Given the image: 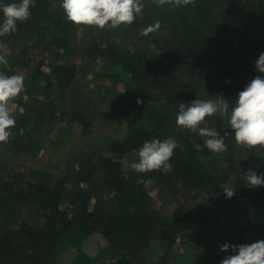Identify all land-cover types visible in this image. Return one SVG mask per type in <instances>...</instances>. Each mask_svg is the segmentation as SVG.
Instances as JSON below:
<instances>
[{
    "label": "trees",
    "instance_id": "1",
    "mask_svg": "<svg viewBox=\"0 0 264 264\" xmlns=\"http://www.w3.org/2000/svg\"><path fill=\"white\" fill-rule=\"evenodd\" d=\"M141 2L142 13L122 41L105 29L95 34L89 27L68 21L61 0H35L29 19L18 21L15 32L0 37L13 51L6 55L8 64L0 65V73L26 65L24 56L33 48L40 57L36 69L47 65L50 70L37 80L45 83L41 90L45 103L32 101L23 112H12L16 124L10 129V139L0 142V156L33 148L35 134L58 118L69 116L84 129L92 125L89 116L68 107L64 100L78 71L89 61H101L100 77L124 82L116 120L126 129L124 139L112 140L104 151L80 154L79 166L69 164L59 176L33 169L30 179L23 182L19 172L6 176L2 173L5 168L0 167V264H57L70 247L79 250L74 263L154 264L145 258V247L160 230L167 247L155 264H171L167 255L177 234L186 237L195 231L197 217L184 205L171 217H153L144 185L129 177L120 161L125 155L138 154L146 140L166 139L164 134L178 144L170 161L173 167L166 173L153 170L152 176L166 185L183 184L190 190L204 188L214 194L235 189L233 203L252 213L256 235L264 239V186L249 189L244 184L248 168L257 174L264 172V146L238 144L239 163L230 152L220 154L223 158L214 163L213 152L196 143L190 129L176 124L181 103L174 88V73L187 61L195 73L210 80L215 99L220 94L235 104L238 93L261 75L254 62L264 52V0ZM157 23L159 27L147 36L140 35L143 28ZM78 32H82L80 41ZM130 39L146 44L148 50L135 53L137 47H129ZM222 128L225 144L231 146L234 132L227 121ZM221 161H227L228 167L221 169ZM96 232L108 242L102 255L92 258L82 243Z\"/></svg>",
    "mask_w": 264,
    "mask_h": 264
},
{
    "label": "rangeland",
    "instance_id": "2",
    "mask_svg": "<svg viewBox=\"0 0 264 264\" xmlns=\"http://www.w3.org/2000/svg\"><path fill=\"white\" fill-rule=\"evenodd\" d=\"M131 26V24H121L117 27L105 26L103 29L106 34L109 33L118 41H122L125 32L131 34ZM84 27H89L95 34H99L103 30L96 26L82 25V28ZM80 33L82 34V32ZM80 33L78 32L79 41ZM128 44L131 49L137 47L134 52L139 54L144 48H147L146 44L136 43L132 39L128 41ZM152 47L150 48L152 49ZM36 50L35 48L28 49V54L24 56L27 61L26 65H15L4 73L6 75L22 74L25 78L22 91L9 101V108L12 112H23L25 105H29L32 101L45 103L41 93L45 83L37 82V80L44 72L49 73L50 70L47 65H44L40 71L36 69L40 62ZM19 51V49L16 50L17 53H20ZM11 54H13L12 48L8 46L5 55ZM77 62L82 63V59L78 58ZM100 65L101 61L99 63L89 61L85 67L81 68L64 98L68 107L78 109L89 116L93 121L92 125L84 129L81 123L72 122L69 116L52 121L44 126V130L41 129L38 134H35L38 146L36 141H32L33 148L26 149L20 154L14 153L16 150H12L11 156H0V167L5 168L3 174L9 176L11 173L13 176V172H19L21 176L18 177L23 182L30 179L29 171L33 169H44L59 176L60 171H65L69 164L74 163L79 166L80 154L91 155L96 150L104 151L107 143L125 138L126 129L119 126L116 120L120 115L117 110V104H119L117 99L119 93L125 88L124 82L100 77L98 70ZM174 77L176 80L174 88L179 91L180 103H188L195 99H215L210 92V80L195 73L187 61L181 63V67L175 71ZM225 121V117L217 114L206 117V121L201 126L216 128L222 134V125ZM167 135L164 134L163 137L169 138ZM192 137L196 143L204 145V138L197 133L193 132ZM237 150H239L238 143L234 139L231 146H227L225 151L213 152L214 163L216 160L222 159V155H225L226 152H230L234 157L233 160L239 163ZM137 160L138 154L132 153L123 156L120 161L127 175L133 176L132 179L140 186L144 185L150 200L149 212L153 217L158 219L171 217L174 210L180 205H184L197 217L195 231L186 237L177 234L172 249L167 255L171 264H220V261L229 254L220 251V245L223 242L245 244L259 240L254 230L255 218L252 213L236 207L232 199L227 198L224 192L214 194L204 188L190 190L183 184L166 185L163 180L152 176L153 171L139 173L132 169L131 164ZM228 165L227 161L220 162L221 169ZM46 176L47 174H45ZM248 188L250 189L249 186ZM63 206L67 207L68 205L64 202ZM160 232L161 230L154 233L151 243L145 247V258L150 263H157L165 254L166 240L159 235ZM107 242L106 238L96 232L83 241L82 249L87 255L95 258L102 255V249ZM78 254L77 248H67L60 255L57 264H87L85 260H78L74 263Z\"/></svg>",
    "mask_w": 264,
    "mask_h": 264
},
{
    "label": "clouds",
    "instance_id": "3",
    "mask_svg": "<svg viewBox=\"0 0 264 264\" xmlns=\"http://www.w3.org/2000/svg\"><path fill=\"white\" fill-rule=\"evenodd\" d=\"M35 0H13L5 3L0 0V37L17 30V23L26 21L31 16V7ZM66 19L76 25L96 26L98 28L117 27L131 24L142 13L141 0H61ZM159 27V24L147 26L140 35L147 36ZM6 43L0 40V65H7ZM256 75L236 96L235 104L218 94L216 99H195L181 103L176 116V124L190 129L203 139V144L214 153L226 150L224 135L216 128L201 126L206 117L220 115L226 118L228 128L234 132L238 144L255 147L264 146V52L254 62ZM22 74L6 75L0 73V142H7L15 127L16 119L9 108V101L24 88ZM225 83H230L226 80ZM137 103H142L138 100ZM177 141L169 137L164 140H146L138 150V160L131 164L139 173L161 170L169 172L173 165L170 162ZM245 185L249 187L264 186V172L257 174L253 168L244 173ZM151 182L150 180L148 181ZM236 190L226 188L227 198L235 195ZM220 251L229 253L220 264H264V239L252 243L233 244L229 241L220 245Z\"/></svg>",
    "mask_w": 264,
    "mask_h": 264
}]
</instances>
